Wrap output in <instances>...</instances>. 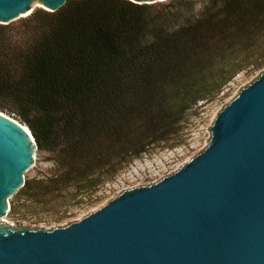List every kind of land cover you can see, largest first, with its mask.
<instances>
[{
  "label": "trees",
  "instance_id": "obj_1",
  "mask_svg": "<svg viewBox=\"0 0 264 264\" xmlns=\"http://www.w3.org/2000/svg\"><path fill=\"white\" fill-rule=\"evenodd\" d=\"M194 3L67 0L0 23V110L28 125L61 171L26 181V194L104 182L173 139L249 58L263 64L264 0H207L199 15Z\"/></svg>",
  "mask_w": 264,
  "mask_h": 264
},
{
  "label": "water",
  "instance_id": "obj_2",
  "mask_svg": "<svg viewBox=\"0 0 264 264\" xmlns=\"http://www.w3.org/2000/svg\"><path fill=\"white\" fill-rule=\"evenodd\" d=\"M66 1L0 0V23ZM37 149L29 126L0 110V264H264V71L219 111L197 155L65 226L2 220Z\"/></svg>",
  "mask_w": 264,
  "mask_h": 264
},
{
  "label": "rangeland",
  "instance_id": "obj_3",
  "mask_svg": "<svg viewBox=\"0 0 264 264\" xmlns=\"http://www.w3.org/2000/svg\"><path fill=\"white\" fill-rule=\"evenodd\" d=\"M177 1L168 4L173 6ZM194 1L193 13L199 15L207 0ZM35 10L38 8L35 7ZM256 63L255 56L249 58L243 70L189 109L173 139L151 145L146 152L123 163L104 182L80 190L69 184L44 194L39 188L41 194L35 197L22 191L9 202L2 220L16 227L52 229L65 226L86 216L125 189L151 184L173 173L208 145V135L219 111L264 71V60L261 66ZM35 152L38 159L26 181L46 179L61 172L52 159L53 153L39 149Z\"/></svg>",
  "mask_w": 264,
  "mask_h": 264
},
{
  "label": "bare ground",
  "instance_id": "obj_4",
  "mask_svg": "<svg viewBox=\"0 0 264 264\" xmlns=\"http://www.w3.org/2000/svg\"><path fill=\"white\" fill-rule=\"evenodd\" d=\"M34 8H35V7H33V9H34ZM33 9H32V10H33ZM32 10H31V12H32ZM31 12H30V13H31ZM30 13H29V15H30Z\"/></svg>",
  "mask_w": 264,
  "mask_h": 264
}]
</instances>
